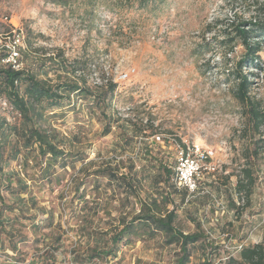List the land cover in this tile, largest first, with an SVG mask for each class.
<instances>
[{
    "label": "rangeland",
    "instance_id": "obj_1",
    "mask_svg": "<svg viewBox=\"0 0 264 264\" xmlns=\"http://www.w3.org/2000/svg\"><path fill=\"white\" fill-rule=\"evenodd\" d=\"M262 4L264 0H152L138 7L137 0H0V45H9L20 33L19 43L25 51L21 54L23 66L40 68L37 64L45 62L42 71L47 75L42 77L55 82V66L46 60L52 57L63 61L68 75L84 79L93 91L109 79L116 84L106 109L111 117L108 134L103 132L102 105L83 94H70L44 114L41 124L65 137V148L72 154L85 157L65 171L57 168L63 175L58 185L55 178L52 186L34 183L36 171L28 167L23 173L19 161H12L8 170H16L27 181L38 205L60 207L65 199L70 201L63 219L73 212V223L89 215L86 206L78 202L79 194L86 189L89 200L91 186H97L102 204L96 219L107 223L110 217L137 213L139 204L133 197L123 199L121 185L96 178L93 173L98 167L115 163L119 173H136L141 178L138 194L143 197L151 189L150 181L143 178L144 141L151 145L147 148L155 166L171 160L172 148L165 150L160 144L150 143L153 135L178 139L184 145L210 146L219 165L213 174L216 183L209 188L211 195L186 196L176 189L179 192L171 193L173 202L166 207L174 206L180 231H197V222L212 243L207 249L200 244L192 246L188 264H228L227 256L235 255L238 244H264V147L257 148L264 145V124L253 137L259 142L253 145L245 131L242 106L232 92L235 82L225 71L243 50L235 41L228 42L235 37L232 23L262 17ZM258 39L263 44L259 63L248 69L256 73L250 78V95L264 109V34ZM58 73L64 74L62 70ZM124 73L126 77L121 78ZM0 115L10 122L19 119L2 95ZM133 127H140L139 135L147 138L142 139ZM246 148H257V155L250 160L255 182L248 202L244 192L237 193L234 187L242 167L247 165ZM88 161V170L79 171ZM131 161L132 170L128 166ZM73 178H81L79 188L72 186L64 199H57L58 189L70 186ZM159 188L168 192L164 183ZM2 194L11 201L7 192ZM30 213L35 214L36 208ZM215 216L217 221H213ZM14 226L26 236L18 247L28 253V259L34 248L47 246L35 242L29 222L22 220ZM60 228L65 238L57 257L64 264H72L70 255L81 237L72 230L73 224L69 227L62 222ZM162 241L159 233L153 239H138L121 247L105 264H172L177 248ZM11 257L15 259V254L6 246L0 251V264H10Z\"/></svg>",
    "mask_w": 264,
    "mask_h": 264
},
{
    "label": "trees",
    "instance_id": "obj_2",
    "mask_svg": "<svg viewBox=\"0 0 264 264\" xmlns=\"http://www.w3.org/2000/svg\"><path fill=\"white\" fill-rule=\"evenodd\" d=\"M150 1L152 0H137V5L144 7ZM260 9L263 13L262 17H250L246 21L232 23L235 37L229 39L228 42L234 43L233 41H235L242 46L243 50L232 66L225 69L226 74L230 75L235 82L232 92L242 106L247 121L245 131L253 145L259 142L260 139L253 137L260 132V128L264 124V109L259 101L250 95L252 83L250 78L256 73L248 71L252 66H257L261 58L259 52L263 42L258 38L259 34H264V4ZM20 41L22 42L21 39ZM20 44L17 45L19 51L17 62L21 64L19 68H14L11 63L3 61L8 56L9 50L6 45H0V95L19 115V119L15 122H10L0 115V251H3L7 246L15 254V259L10 258V264H64L57 257L60 248L63 247L64 240L62 241V239L65 238V233L59 230L62 222L69 227L73 224L75 228L71 229L78 237H81V240L73 246L74 250L70 255L72 264H97L98 262L105 264L109 259L116 257L121 247L134 243L138 239L143 241L153 239L158 233L162 236L165 246L171 245L177 248L172 264H188L191 247L196 244H200L204 249L211 248L212 243L200 230L199 223L196 222L197 231L184 233L176 227L174 206L172 209L166 208L169 203L173 202L171 193L179 192L172 180L176 162L175 141L179 142V140L170 139L167 136L155 143L163 146L165 150L172 148V152L170 151L171 160L167 158L156 166L153 164L154 156L148 149L151 148V145L143 142L146 145L143 152L144 161H146L142 165L146 170L143 173V178L146 177V180H149L151 184L150 191L145 192L143 197L138 194L141 190V178H138L136 173L130 172L129 175L119 173L118 164L105 163L93 173L96 178H103L108 183L121 185L124 190V200H128L130 197L135 199L139 204V209L137 213H130V217L126 215L117 218L110 217L107 223L101 222V219L97 220V214L102 204L98 201L100 196L97 186L96 189L91 186L93 191L89 195L91 196L89 200L86 198V189H83L79 194L78 202L83 207L86 206V212L89 215L79 218L76 223L72 221V217L75 215L73 212L69 218L63 219V215H66V211L69 209L70 201L67 202V199L61 203L60 207L57 205L45 208L38 205L36 198L31 195L27 181L16 170H8L7 167L12 161H19L18 165L22 168L23 173L28 167L36 171V178H32L35 179L34 183L52 186V180L55 178L58 185L62 180L59 177H63L60 172L65 171L67 167L72 168L75 162L84 161L85 157L77 155L78 153L72 154L65 148V137L59 135L55 128L41 124V121H44V114L62 104L70 94H83L89 100L102 105L100 114L105 121L103 132L108 134L111 128V117L106 115V109L110 104L116 84L109 79L100 88L93 91L86 85L84 79L68 75L63 61L48 57L46 60L49 61L50 66H55L54 73H57L56 81L52 82L51 79L42 77L47 75L46 71H42L45 62L36 61L40 62L36 63L40 68L33 65H27V67L22 65L21 54L25 51ZM225 60L228 64V59L225 58ZM58 70H62L64 74H59ZM125 121L129 122L128 119ZM133 128L135 133L142 134L140 127ZM139 136L142 139L147 138L146 135ZM150 143L154 142L151 140ZM259 147H264V145L257 146V148ZM257 148L245 149L247 165L242 167L241 175L237 177L234 185L237 193L244 192L246 202L249 200L255 182L250 160L254 158V155H257ZM89 164L91 161L83 163L79 171L88 170ZM133 165V161L128 164L130 170ZM57 168L61 171L59 172ZM154 169L152 175L151 171ZM80 182L81 178L71 179L70 186L58 189L57 199H64L72 186H76L77 190L82 184ZM160 183L166 185L168 192H163L162 188H159ZM214 183H216L214 176L208 175L200 180L199 188L195 193L189 194L183 189H180V192L186 196L199 193L210 194L209 188ZM168 187H170V191ZM2 192H7L12 197L11 201H6ZM111 195L115 196L113 193ZM231 204L233 207L235 206L234 203L231 202ZM31 208H36L35 214L30 213ZM71 209H75L73 204H71ZM108 215L110 216L109 213ZM54 219H56L55 222ZM22 220L29 222L32 235L37 238L35 242L47 244L43 248H34V253L30 255L29 259L27 258L28 253H22L18 247L26 236L18 227L14 226L15 222L21 224ZM217 220L218 218L215 216L213 221ZM45 228L48 230L42 231ZM37 235L38 237H36ZM236 248L235 255L229 254L225 263L264 264V244L262 242L249 245L240 243ZM65 259L63 257V260ZM204 262L211 264L209 261Z\"/></svg>",
    "mask_w": 264,
    "mask_h": 264
},
{
    "label": "built area",
    "instance_id": "obj_3",
    "mask_svg": "<svg viewBox=\"0 0 264 264\" xmlns=\"http://www.w3.org/2000/svg\"><path fill=\"white\" fill-rule=\"evenodd\" d=\"M20 33L17 38L6 45L9 50L8 56L3 60L9 62L14 68H19L17 62L19 51L17 45L20 42ZM126 73L121 75L125 78ZM152 142H158L163 138L162 135H153ZM175 165L173 183L175 188L186 190L189 194L195 193L199 188L200 180L208 175H213L219 165L216 161V154L212 147L203 146L199 143L190 145L179 144L175 141Z\"/></svg>",
    "mask_w": 264,
    "mask_h": 264
}]
</instances>
